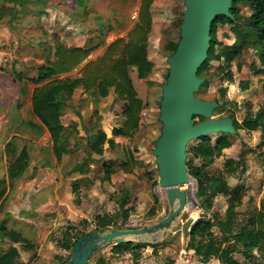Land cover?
<instances>
[{
    "label": "rangeland",
    "instance_id": "rangeland-1",
    "mask_svg": "<svg viewBox=\"0 0 264 264\" xmlns=\"http://www.w3.org/2000/svg\"><path fill=\"white\" fill-rule=\"evenodd\" d=\"M8 1L0 0V4L12 6ZM138 5L139 0H37V3L24 6L23 9L14 6L18 12L26 14L25 21L20 25H12L8 34L0 37V192L4 185L1 183L6 186L7 181L10 182L6 199L0 206V226L9 223V220L10 227L16 225L12 216H17L18 212L23 214L24 210L28 213L26 217L35 222L36 230L39 228V217L46 227L49 223L52 227L47 238L54 249L45 251V261L40 264H52L55 260L57 264H67L70 251L66 246L72 244L78 236L95 230L98 216L117 215V225L127 229L153 225L168 213L166 190L159 186V171L153 150L162 128L159 121L161 86L169 72L167 58L172 55L180 39L184 0H154L152 5L157 25L161 26L152 32L154 37L169 33L170 26L174 30L169 33L168 41L163 43L165 48L153 52L158 59H155L145 79L139 80L135 69L130 68L136 81L134 87L145 106L142 111L143 122L140 130L131 138L116 139L133 159L130 161L127 158L128 164L125 167L115 168L117 174L112 181H104L103 166L105 162L115 159L118 153L113 152L106 143L104 154L98 155L90 152L89 145L98 142L100 131L110 134V127H117L120 122L125 124V119L118 115L122 103L113 91L108 98H98L86 92L92 99L91 105L66 108L63 119L66 126L65 153L58 162L48 133V147L43 152L41 140H37L26 128L29 123L33 125L32 120H36L33 109H29L33 108L32 90L37 85L29 80L37 78L40 66L54 59V47L62 42L57 30L67 23L70 25L71 21L76 29L75 35L84 29L73 42H81L83 39L85 41L81 43L89 40L94 44L107 45L119 38L120 32L114 27L120 20L137 17ZM238 6L242 23L248 24L247 19L251 15L249 6L244 2ZM57 10L60 12L57 13ZM69 28L67 26L63 31ZM216 28L218 44L215 53L218 54L223 48L234 45L240 27L234 29L232 25L221 22ZM261 50L259 43L250 42L242 55L231 64L222 58L220 61H212L204 69L202 78L205 82L198 98L219 102L221 108L213 113L215 119L232 115L242 124L246 117H255L258 113L264 117V72L259 71ZM219 68L224 70L219 71ZM228 73L232 74L230 80ZM19 78L22 80L20 83L16 80ZM246 85L249 86L248 90L244 89ZM23 91L28 102L21 101ZM80 97L84 99L83 94ZM68 104H72L71 101ZM23 107L28 110V116L26 112L23 113ZM195 121L199 123L200 119L196 118ZM221 136H227L231 146L223 149L220 155L207 160L194 158L193 149L202 144L201 140H196L188 145L187 162H190L191 169H202L205 184L216 180L224 185V192L211 201L207 197H198L199 184L191 176L190 185L183 189L188 193V206L179 227L164 242L145 244L141 248L139 264H181L179 262L185 253L194 255L192 264H205L196 255L194 246L208 240L210 235L194 243L190 241L192 227L199 220H209L214 225L212 237L229 251L234 264H264V244L246 255L244 249L216 225L226 220L228 209L235 212L236 232L248 224L250 217L264 214V122L256 131L240 127L234 135L218 133L207 138L211 144H215ZM7 144L12 145L9 147ZM22 152H26L30 165L23 179L11 182L5 175V167H9ZM29 176L31 178L27 180ZM49 179H52L51 183ZM53 179H56V185L57 179L63 184L58 196L57 189L51 190ZM43 185H46V191L49 192L44 197L38 193ZM29 189L35 191L31 198L27 195ZM65 194L68 199L64 205L53 206L47 203L45 209L40 210V200L49 197L60 199ZM122 204L123 209L120 208ZM31 231L27 230L29 234ZM41 243L39 240L35 249L28 252L20 245L17 247L36 260L43 246ZM43 247L45 249L46 246ZM9 249L0 247V254ZM131 254L127 250L120 255H113L112 247L108 246L98 252L89 264H95L102 258L109 259L110 264H132ZM207 264H220V261L213 258Z\"/></svg>",
    "mask_w": 264,
    "mask_h": 264
},
{
    "label": "trees",
    "instance_id": "trees-1",
    "mask_svg": "<svg viewBox=\"0 0 264 264\" xmlns=\"http://www.w3.org/2000/svg\"><path fill=\"white\" fill-rule=\"evenodd\" d=\"M246 3L251 15L248 17V24L242 23L241 9L239 3ZM154 0H141L140 12L138 22L135 28L128 33L124 38L114 41L104 54L94 61H89L84 66L83 63L90 55L88 46L83 47H67L63 44H57L54 47V59L48 61L37 70V78L30 80L36 85L33 95V111L39 120L44 124L51 139L53 141V150L60 160L62 154L65 153V135L66 129L62 124L61 117L63 111L67 106L68 101L73 98L75 91L82 87L85 92L91 93L98 98H107L111 91L118 99L122 101V106L118 110V115L125 119V124L122 128H114L110 138L100 131L98 142L89 145L90 152L98 155L104 154V145L107 143L113 152H117V156L113 160L104 163V181H112L117 172L115 168L125 167L128 164L127 158L132 161L133 156L128 153V150L123 145L116 142L117 138H131L134 133L140 130L143 116L142 111L145 106L142 104L139 95L130 78V68L136 67L139 76L146 78L147 74L152 69V63L148 60L147 45L149 35L152 29V14L151 9ZM232 14L235 20L226 17H218L212 27V42L209 51V57L204 65L199 69L198 76L202 78L204 69L212 61H220L225 59L227 64H231L238 59L247 43L254 42L261 45L260 56V72H264V0H235L232 8ZM25 20V15L18 12L13 6L2 5L0 7V27L2 25H20ZM226 23L232 27L240 29L237 32L236 42L232 46L223 48L218 54L215 53L217 42V24ZM178 44V43H177ZM177 45L173 48L172 54L176 51ZM79 69L77 75L70 76L75 70ZM224 69L219 68V71ZM169 75V72H168ZM166 76L165 82L167 81ZM204 79V78H203ZM228 79H232V74L228 73ZM164 82V83H165ZM201 89V88H200ZM245 90L249 89L246 85ZM200 91V90H199ZM199 92L196 94L198 97ZM221 106L216 110L218 111ZM228 117L233 119L234 126L238 131L240 127L248 131L258 130L264 122L263 114L258 113L255 117L245 118L242 124H239L232 115ZM198 118V117H197ZM196 119V118H195ZM200 122L204 119L199 118ZM202 144L193 149V155L196 159H212L222 152L223 149L229 148L231 142L227 136H221L217 139L215 144H211L208 138L200 139ZM12 144H7L10 147ZM30 165V159L26 152H22L13 163L10 164L8 179L12 182L23 177L25 171ZM189 174L197 180L199 184L198 197H207L211 201L218 194L224 192V185L216 180L212 183L205 184L202 180V169L190 168V162H187ZM5 184V183H1ZM5 195V191L0 192V200ZM211 205V202H210ZM124 205H120L123 209ZM127 216V213H124ZM235 212L232 209L227 210L226 220L219 221L216 225L223 230L224 234H229L235 243L244 249V253L249 255L255 249H259L264 244V214L260 213L257 217H250L248 224L235 231ZM98 226L96 229H105L109 227H120L117 225V216H98ZM213 224L209 220H199L193 225L190 232V241L194 243L197 239L208 240L198 242L195 248V253L201 258L205 264L209 263L211 259L215 258L220 261V264H234L229 251L221 246L219 242L214 240L211 235ZM121 228V227H120ZM5 236L9 237L11 241L20 243L25 251H32L35 249V244L29 240L24 239L20 235L2 229ZM83 234L78 236L72 244L66 246L70 251L68 261L71 257L74 245ZM145 244L128 243L112 246L113 254L120 255L123 252L130 250L132 255V264H139L141 258V248ZM34 257V256H33ZM19 251L16 247L11 246L8 252L0 255V264H19ZM95 264H107L104 259H99Z\"/></svg>",
    "mask_w": 264,
    "mask_h": 264
},
{
    "label": "water",
    "instance_id": "water-1",
    "mask_svg": "<svg viewBox=\"0 0 264 264\" xmlns=\"http://www.w3.org/2000/svg\"><path fill=\"white\" fill-rule=\"evenodd\" d=\"M235 0H184L180 39L169 56V75L161 86V134L153 156L159 171V186L166 190L168 213L157 223L142 228L109 227L95 229L78 239L68 264H89L110 245L128 243L157 245L179 227L188 206V193L181 188L190 184L187 149L192 141L212 134L234 135L237 130L230 117L215 119L217 100L203 101L196 96L205 79L199 69L209 57L212 27L218 17L235 20ZM203 118L196 123L195 118Z\"/></svg>",
    "mask_w": 264,
    "mask_h": 264
},
{
    "label": "crops",
    "instance_id": "crops-1",
    "mask_svg": "<svg viewBox=\"0 0 264 264\" xmlns=\"http://www.w3.org/2000/svg\"><path fill=\"white\" fill-rule=\"evenodd\" d=\"M7 3L8 4H11L13 7L14 6H17V7H19V9H23L22 7H24V6H32L33 4L37 3V0H9ZM1 6L2 5L0 4V7ZM140 6H141V0H139L138 15H137V17L135 19L125 18L123 20H120V23L119 24L117 23L115 25L114 28H116L117 31L120 32L119 38H117L116 40H118L120 38L126 37L128 35V33L135 28V26H136V24L138 22V18H139ZM59 12L60 11L57 10V13H59ZM151 14H152V20H153V22H152L151 33H150L149 39H148L147 55H148L149 62H151L152 64H154L155 63V59L157 58V55L155 53H153V52H160V50H162V49L165 48V45H163V43L164 42L166 43V41H168L169 33L172 32V29L173 28H172V26H170L169 33H166L165 35H162L161 34L159 36L154 37L153 33L159 27H161V26L157 25L156 17L154 15V12H153L152 9H151ZM24 15L26 17V14H24ZM58 23L59 22H57V26H59ZM166 23H167V21H166ZM67 26H70V28L66 32H64L63 31V28H66ZM11 27H12V25H2V27H0V37H3L6 34H8L9 30L11 29ZM63 28L57 30V34L62 37L61 44L64 43L63 45H65V46H67V44L73 45V46H67V47H83V46H88L89 49H90V55H89L88 59L83 63L82 66H84L89 61H94L98 57L102 56L104 54V52L106 51V49L108 48V46H110V44H112L114 41H116V40H112L107 45H105V44H103V45L102 44H94V43L90 42L89 40H88L89 41V44H87L88 41L81 43L82 41H85L83 39L81 40V42H77V41L73 42L74 40H77L76 39L77 35L79 36V35H81L84 32V29L79 30L78 33L75 35L76 29L73 27V23L71 21H70V25L67 23V24H65V26H63ZM0 49H2V46L1 45H0ZM11 54H13V48L11 49ZM0 59H1V56H0ZM167 60H168V58H167ZM132 69H135L136 74H137V78L139 80L140 79H145V78H141L139 76V72H138V70H137L136 67H132ZM78 71H79V69L75 70L73 73L70 74V76L77 75ZM129 75H130V78H131L133 84L135 85L136 84L135 83L136 81H135L134 77L132 76L131 71H129ZM33 79H35V78H31V80H33ZM16 80H17L18 83H20L22 81L20 78L19 79H16ZM36 87H38V85ZM35 88L32 90V95H33V92H34ZM113 92H114V90H113ZM82 94H83V98L84 99H82L80 97ZM110 94H111V92H110ZM110 94H109V96H110ZM114 95H115V93H114ZM21 97H22L21 98L22 103L28 102V100L25 99V92L24 91H23ZM31 99H32V97H31ZM91 100L92 99L89 98L88 94L85 92V90L82 87L78 88L75 91V93L73 95V98L70 100L72 104H68L70 106L67 105L65 107L64 111H63V116L61 117L62 124L64 125V122H63L64 120L63 119H64L65 114H66L65 113L66 108L67 109L68 108H72L75 105H81V104H83V105L86 104L88 106V105H91L92 104V101ZM118 100L122 103V101L120 99H118ZM30 102H31V100H30ZM25 104H27V103H25ZM28 105H29V103H28ZM32 109L33 108H30L29 111H32ZM22 110H23V113L26 112V115L28 116L29 113H28V110L26 109V107H23ZM121 118L123 119V117H121ZM32 121H33V123L32 122L31 123L33 125H31L29 123V125L26 126V128H28L27 131L29 133H31V135H33L34 137H36L37 140H41V144L43 145V146H41V150L44 152L45 149L48 147V143H47L48 135H49V137H51V135L49 134L48 130L46 129V127L44 126V124L39 120V118L37 116H36V120L34 119ZM73 126H74V124H73ZM123 126H124V122L123 123L120 122L119 123V126L114 127V128H122ZM64 127H66V126L64 125ZM110 128H111L110 134L109 133L106 134V132H105V134L107 135L108 138H110L112 136V131L114 129L113 127H110ZM46 132L48 133V135H46ZM41 159H43L45 161L44 158H41ZM56 160H57V162L59 161L57 157H56ZM8 169H9V167H5V170H6L5 175L7 177H8V173H7ZM26 173H27V170L25 171L22 179L24 178V176H25ZM30 178H31V176H29V178L27 180H29ZM2 179H4V178H2ZM51 180L52 179H49V182L50 183H51ZM53 181H54V184L51 187V190L56 191V189H57V196H58L59 190L60 191L62 190L63 184H62V182H60L61 180H59V179H57V185H56V179L55 180L53 179ZM4 186H5V184L3 185L2 191H5V195L0 200V206L3 204L4 200L6 199V194L8 192L7 188L8 189L10 188L9 187L10 186V182L7 181L5 188H4ZM27 187H28V185H27ZM38 193L42 197H44L46 195L45 193H49L48 191H46V185H43L42 188L38 191ZM27 195L29 196V198H31L33 195H35V191L29 189V190H27ZM21 196H23V195H21ZM63 196L64 197L63 198H60V199L57 198V197H55L54 199L56 201L54 199H52V197H49V199H47V198L45 199L44 198L43 200H40V203H39L40 210L45 209L47 203H49L51 205L53 204V206H55V205L57 206L58 204L59 205H62V204L64 205V202L66 201V199H68L67 198L68 196L66 194L63 195ZM9 199H8V201H10ZM57 201H59V202H57ZM55 209H57V207H55ZM24 211L25 212H23V214H22V212H18L17 216H14L13 213L11 215H9L8 218L13 215L12 217L15 219V220H13V222L16 223V225H14L13 223H11V225L13 224V226L10 227V220H9L8 221L9 223L2 224L0 226V230H2L3 228H6V231L16 233L17 235H20L21 237H23L24 239L29 240L31 243H33L35 245H36V243H39V240H40V242H42L41 244H43V246H46L45 249L42 246L41 247L42 248L41 249V252L38 254L37 259L36 260H33L32 257L30 256V254L27 253L28 251L27 252H21V250L17 247V246L20 245V243H15V242L11 241V239L9 237L5 236L6 233L4 231L3 232L1 231V233H0V247H6V248H10L11 246L16 247L18 249V251H19V258H18L19 264H40L41 262L45 261V258H43L46 255L45 254V251L46 250H49V249H54V246L52 245V243H50V240H48V238H47V234L51 231L50 229H51L52 226L48 223V226L46 227L41 222L42 221V218L39 217L38 220H37V222L39 223V228H38V230H36L35 229L36 225L34 224L35 222L29 220L26 217V215L28 214L27 211L26 210H24ZM9 213H10V211H8V214ZM40 213H42V211H40ZM106 215H108V214H106ZM106 215H103V216H106ZM22 216H24V217H22ZM103 216H101V217H103ZM115 216H117V215H115ZM27 230H32L31 231L32 233L29 234L27 232ZM35 234L37 235V237H35ZM42 251H43V254H42ZM2 254L3 253H1L0 255H2ZM113 255H115V254H113ZM49 257H51V255ZM102 259H104L107 264H110V262H108L109 259L108 260H107V258H102ZM47 260H50V259L47 258ZM56 262H57V260L53 261L52 264H57Z\"/></svg>",
    "mask_w": 264,
    "mask_h": 264
},
{
    "label": "built area",
    "instance_id": "built-area-1",
    "mask_svg": "<svg viewBox=\"0 0 264 264\" xmlns=\"http://www.w3.org/2000/svg\"><path fill=\"white\" fill-rule=\"evenodd\" d=\"M193 258H194V255L193 254H187V253H185L182 256L181 261L179 263H181V264H192Z\"/></svg>",
    "mask_w": 264,
    "mask_h": 264
},
{
    "label": "bare ground",
    "instance_id": "bare-ground-1",
    "mask_svg": "<svg viewBox=\"0 0 264 264\" xmlns=\"http://www.w3.org/2000/svg\"><path fill=\"white\" fill-rule=\"evenodd\" d=\"M190 183H191V181H190ZM188 185H190V184H188ZM187 186V185H186ZM190 187V186H189ZM186 187H182L181 189L183 190V189H185Z\"/></svg>",
    "mask_w": 264,
    "mask_h": 264
}]
</instances>
